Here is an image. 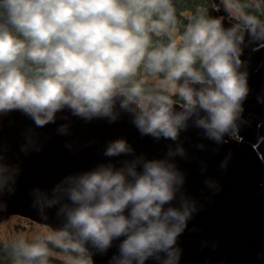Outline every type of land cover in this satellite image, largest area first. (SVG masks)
Masks as SVG:
<instances>
[{
	"label": "clouds",
	"instance_id": "9594fccd",
	"mask_svg": "<svg viewBox=\"0 0 264 264\" xmlns=\"http://www.w3.org/2000/svg\"><path fill=\"white\" fill-rule=\"evenodd\" d=\"M176 12L173 0H0V114L19 111L43 128L65 110L86 122L110 124L123 112L141 136L155 141L177 142L191 124L205 139L225 143L237 129L247 94L239 59L243 36L220 18L199 14L177 43ZM246 22L250 35L264 39L254 17ZM141 70L157 78L156 86L140 78ZM173 89L183 101L180 108L169 94ZM68 131L67 123L56 129L59 135ZM29 148L40 150L30 137L20 151ZM103 155L132 159L67 175L51 195L33 190L41 216L46 219L45 210L55 207L61 218L59 246L104 255L119 240L109 264H179L177 239L197 211L181 191L185 177L174 162L187 155L182 144L148 159L117 138L107 142ZM19 171L0 157V198L14 194ZM205 184L219 190L210 179ZM178 193V206H172ZM6 208L0 199V212ZM50 239L10 242L11 264H49Z\"/></svg>",
	"mask_w": 264,
	"mask_h": 264
},
{
	"label": "water",
	"instance_id": "95a60500",
	"mask_svg": "<svg viewBox=\"0 0 264 264\" xmlns=\"http://www.w3.org/2000/svg\"><path fill=\"white\" fill-rule=\"evenodd\" d=\"M209 2L210 17L220 18L225 27L237 28L244 40L239 59L241 71L246 73L247 94L236 121L237 129L224 137L225 143L205 139L202 131L191 124L180 133L177 142L155 141L141 136L130 116L123 112L110 124L106 119L86 122L65 110L57 113L55 123L43 128H36L19 111L0 114V157L18 165L20 170L14 194L5 193L0 198L7 204L6 210L0 212V224L16 216L56 234L61 218L56 216L55 207L45 210L46 219L41 216L34 207V189L51 195L52 188L67 175L109 160L118 167L120 161L132 159L103 155L107 142L117 138L126 139L136 155L143 154L148 159L163 158L169 145L174 148L181 143L187 155L176 157L174 162L185 177L181 191L195 201L197 211L177 239V246L182 249L179 264H264V39L250 35L246 19L243 26L234 23L236 16L225 0ZM256 21L264 27V21ZM173 103L177 108L183 106ZM64 123L69 124L68 134H57L56 129ZM28 137L39 151H20ZM199 144L204 148H198ZM226 156L227 167L221 168ZM209 179L219 186L218 191L206 186ZM178 201L179 193L172 206H178ZM118 244L119 240L113 241L104 255L94 250L81 254L89 264H109ZM146 264L156 262L149 260Z\"/></svg>",
	"mask_w": 264,
	"mask_h": 264
},
{
	"label": "rangeland",
	"instance_id": "374dc122",
	"mask_svg": "<svg viewBox=\"0 0 264 264\" xmlns=\"http://www.w3.org/2000/svg\"><path fill=\"white\" fill-rule=\"evenodd\" d=\"M200 1L201 0H193L192 5L194 6V11H191V13L188 11H182L177 15V19H178L177 30L173 33V37L176 39L177 43H179L180 33L183 31L184 26L188 23L189 19L192 16L199 14L208 16V12L210 13L211 6L209 4V1L202 0V3ZM225 2L228 3L227 0H225ZM254 8L257 12L260 11L259 9L260 7L256 3L254 4ZM234 13L237 14L239 20H244V18H246L244 17V14L238 13L235 10ZM208 17H210V14ZM139 76L140 78L146 80L150 86H156L157 84L156 77L146 76L143 70L140 71ZM169 94L172 98H175L177 100L180 99L177 90L174 89L170 90ZM36 236H39L46 240L51 238L49 242L55 245L57 248L60 247L56 234L52 233L46 227H41L35 223L17 217H10L9 219H7L6 221L0 224V244L2 245L6 243H10L19 238H23L31 242L33 238ZM49 253L55 255L50 251ZM76 253L79 256H82L81 252H76ZM68 260L70 261V259Z\"/></svg>",
	"mask_w": 264,
	"mask_h": 264
},
{
	"label": "trees",
	"instance_id": "16d2710c",
	"mask_svg": "<svg viewBox=\"0 0 264 264\" xmlns=\"http://www.w3.org/2000/svg\"><path fill=\"white\" fill-rule=\"evenodd\" d=\"M173 2L176 6L177 15L182 11H188L190 13L191 11H194V6L192 5L193 0H173ZM200 2L202 3V0ZM227 2L233 10L244 14V17H254L256 20L264 21V0H227ZM255 3L260 7L259 12H257L254 8ZM209 14L210 13L208 12V16ZM239 24L242 25V22L240 21ZM172 100L182 101L181 98L179 100L172 98ZM9 244L10 243L3 245L0 244V264H11V258L8 252ZM49 251L58 256L57 257L49 253V264H77V261L81 259L86 261V264H89L87 259L79 256L75 251H66L61 247L57 248L50 242ZM68 259H70V261Z\"/></svg>",
	"mask_w": 264,
	"mask_h": 264
}]
</instances>
